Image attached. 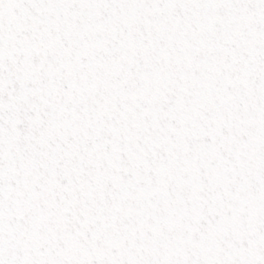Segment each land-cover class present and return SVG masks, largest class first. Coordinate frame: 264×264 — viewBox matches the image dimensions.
I'll return each mask as SVG.
<instances>
[{"label": "snow or ice", "instance_id": "6c2138e0", "mask_svg": "<svg viewBox=\"0 0 264 264\" xmlns=\"http://www.w3.org/2000/svg\"><path fill=\"white\" fill-rule=\"evenodd\" d=\"M0 264H264V0H0Z\"/></svg>", "mask_w": 264, "mask_h": 264}]
</instances>
